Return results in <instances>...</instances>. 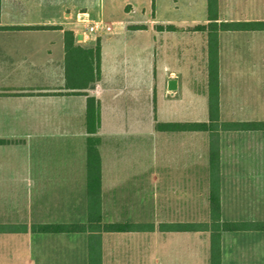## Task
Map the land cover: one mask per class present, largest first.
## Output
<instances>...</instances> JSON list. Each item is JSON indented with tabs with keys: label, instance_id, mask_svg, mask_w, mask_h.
<instances>
[{
	"label": "crops",
	"instance_id": "crops-1",
	"mask_svg": "<svg viewBox=\"0 0 264 264\" xmlns=\"http://www.w3.org/2000/svg\"><path fill=\"white\" fill-rule=\"evenodd\" d=\"M218 8V23H257L218 33L220 123L264 122V0H218ZM93 22L112 30L90 32ZM208 22V0H0V139L22 138V159L0 160V183L23 185V213L39 216L24 223L87 221L91 139L100 155L103 222L151 225L150 231L103 233L101 264H141L144 235L153 264L190 256L191 235L211 240L209 232L190 227L210 221V132L163 127L209 120L207 33L194 30ZM67 30L74 34L69 51ZM98 40L101 77L88 81L87 51ZM171 79L176 89L169 88ZM259 86L262 114H254ZM90 97L99 107L93 132ZM239 98L252 106L240 111L252 115L237 114ZM14 120H22L21 128ZM217 132L221 220L264 221V211L239 208L225 191L227 146L243 136L264 137V127ZM15 166L21 173L10 172ZM201 183L208 194L199 191ZM10 194L0 192L2 206ZM64 215L75 218L64 221ZM26 233L39 238L28 239L22 255L0 250V264H90L86 233L67 239ZM257 236L264 245V230L222 231V264L227 255L251 261L250 238ZM11 245L3 240L1 247Z\"/></svg>",
	"mask_w": 264,
	"mask_h": 264
},
{
	"label": "trees",
	"instance_id": "trees-1",
	"mask_svg": "<svg viewBox=\"0 0 264 264\" xmlns=\"http://www.w3.org/2000/svg\"><path fill=\"white\" fill-rule=\"evenodd\" d=\"M219 16L218 0H208L207 24H199L194 30L205 31L208 42V98H209V120L206 122L189 123H167L165 128L207 130L210 132V221L202 223H191V230H202L210 233L211 239V264H222L221 233L222 231H263L264 221H222L220 200V167L218 164L220 146L217 130L222 129H262L264 122L259 121H232L220 123L219 103V55H218V33L220 30L251 29L257 25L256 22H221ZM40 26L36 28H45ZM35 28V27H34ZM167 29H176L169 25ZM66 49L69 51L73 46L74 34L65 31ZM89 57H92V78L97 81L101 77V45L98 40L95 48L89 49ZM90 71V70H89ZM83 72V71H82ZM82 72H80L82 74ZM85 73V72H84ZM86 74V73H85ZM99 123V107L94 97H90L87 106L88 130L93 132ZM6 140L0 139V143ZM88 219L86 222H62V223H36L29 226L27 223H0V233H86L88 235V255L90 264H101L102 236L106 232H131L150 231V223H106L102 220L101 213V171L100 155L89 140L88 146Z\"/></svg>",
	"mask_w": 264,
	"mask_h": 264
},
{
	"label": "rangeland",
	"instance_id": "rangeland-1",
	"mask_svg": "<svg viewBox=\"0 0 264 264\" xmlns=\"http://www.w3.org/2000/svg\"><path fill=\"white\" fill-rule=\"evenodd\" d=\"M260 94L261 87L259 86L257 95L254 96V99L256 100L253 104L254 114H262ZM242 97L245 99L244 95ZM243 98H239L240 103H235L239 108L237 114L252 115V112L244 113L243 111H240V107H246L248 104L241 103ZM248 106L249 108L252 107L250 103ZM21 125L22 120H14V128H21ZM237 139V142L234 144V146H227L225 151V164L227 165L225 168L227 170L225 191L230 201H232V199H236V204L239 206V208H245L249 211L251 210L250 212H254L256 214L261 213L264 211V137L249 135ZM4 140H6L4 144L0 143V160L9 159L10 161H13L15 164H17L18 160L22 159L21 136L19 135ZM12 171L21 173V167H11L10 172ZM22 187L23 185L21 183H0V192L11 193L10 201L7 202V200H4L3 202L5 207L0 204V221H5L1 223H24L28 221L30 222L31 219L39 218V216H30L23 213V208L21 205V200L23 197ZM192 187H194L193 189H198L197 186ZM199 191L201 193L205 192L208 194V184L206 183L204 186V184L201 183L199 186ZM8 203L10 205H8ZM198 206L202 209V199L198 201ZM252 216L254 217L256 215ZM72 217L75 218L74 216L64 215L63 219L65 221ZM205 217L206 216L204 215H192V219H203ZM256 217H261V215ZM31 238H39V235H34L31 233H0L1 244L3 240L4 242L7 241L12 244L10 247H1L0 244V250L9 251L8 253L11 254L17 252V255H22L29 249L26 247L25 242ZM63 238L67 239L70 237H68L67 234H64ZM242 240L238 241L243 242ZM142 241L144 246L141 250V258L143 260L141 264H153L152 254L150 252V236H142ZM232 241L233 239L228 240L229 243H232ZM250 242L253 244L250 249L254 251L251 261H248L245 255H227L224 258L225 264H262L261 249L264 246L262 239L258 236L256 238L252 237L250 238ZM81 243L82 242H80V245ZM187 253L188 252L186 251L185 256L182 254L179 255V260L176 258L172 259L173 261L171 260L169 264H211V240H209L207 236L197 237L196 235H191L190 256ZM234 260H237V262H234Z\"/></svg>",
	"mask_w": 264,
	"mask_h": 264
},
{
	"label": "built area",
	"instance_id": "built-area-1",
	"mask_svg": "<svg viewBox=\"0 0 264 264\" xmlns=\"http://www.w3.org/2000/svg\"><path fill=\"white\" fill-rule=\"evenodd\" d=\"M88 30L90 32H98V31L105 32L112 30V27L103 22H93L88 26Z\"/></svg>",
	"mask_w": 264,
	"mask_h": 264
},
{
	"label": "water",
	"instance_id": "water-1",
	"mask_svg": "<svg viewBox=\"0 0 264 264\" xmlns=\"http://www.w3.org/2000/svg\"><path fill=\"white\" fill-rule=\"evenodd\" d=\"M176 87H177V81H176V79H171L169 81V88L173 90V89H176Z\"/></svg>",
	"mask_w": 264,
	"mask_h": 264
}]
</instances>
